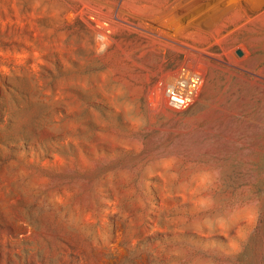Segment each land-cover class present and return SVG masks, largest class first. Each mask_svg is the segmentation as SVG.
Returning a JSON list of instances; mask_svg holds the SVG:
<instances>
[{
	"label": "rangeland",
	"instance_id": "374dc122",
	"mask_svg": "<svg viewBox=\"0 0 264 264\" xmlns=\"http://www.w3.org/2000/svg\"><path fill=\"white\" fill-rule=\"evenodd\" d=\"M0 264H264V0H0Z\"/></svg>",
	"mask_w": 264,
	"mask_h": 264
},
{
	"label": "bare ground",
	"instance_id": "6f19581e",
	"mask_svg": "<svg viewBox=\"0 0 264 264\" xmlns=\"http://www.w3.org/2000/svg\"><path fill=\"white\" fill-rule=\"evenodd\" d=\"M200 73L191 69L181 68L174 75H168L164 86L170 93L173 104L190 103L199 96L204 85Z\"/></svg>",
	"mask_w": 264,
	"mask_h": 264
},
{
	"label": "built area",
	"instance_id": "2783aa9c",
	"mask_svg": "<svg viewBox=\"0 0 264 264\" xmlns=\"http://www.w3.org/2000/svg\"><path fill=\"white\" fill-rule=\"evenodd\" d=\"M167 92H168V91H167ZM168 93H169V92H168ZM169 94H170V93H169ZM169 98H171V95L169 96ZM188 104H189L188 102H186L185 104H173V103L171 102V105H172L174 108H177V109L184 108V107H186Z\"/></svg>",
	"mask_w": 264,
	"mask_h": 264
},
{
	"label": "water",
	"instance_id": "95a60500",
	"mask_svg": "<svg viewBox=\"0 0 264 264\" xmlns=\"http://www.w3.org/2000/svg\"><path fill=\"white\" fill-rule=\"evenodd\" d=\"M239 54H240V52H239Z\"/></svg>",
	"mask_w": 264,
	"mask_h": 264
}]
</instances>
